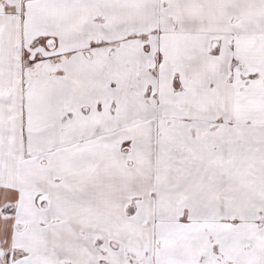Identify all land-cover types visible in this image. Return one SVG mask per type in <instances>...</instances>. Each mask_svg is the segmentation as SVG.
Here are the masks:
<instances>
[{
	"label": "snow or ice",
	"instance_id": "1",
	"mask_svg": "<svg viewBox=\"0 0 264 264\" xmlns=\"http://www.w3.org/2000/svg\"><path fill=\"white\" fill-rule=\"evenodd\" d=\"M0 264H264V0H0Z\"/></svg>",
	"mask_w": 264,
	"mask_h": 264
}]
</instances>
